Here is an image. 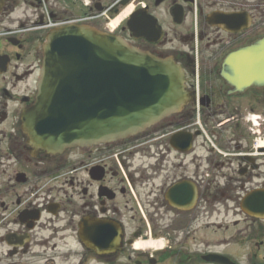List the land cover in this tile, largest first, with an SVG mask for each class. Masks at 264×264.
I'll return each mask as SVG.
<instances>
[{
	"label": "flooded vegetation",
	"instance_id": "flooded-vegetation-1",
	"mask_svg": "<svg viewBox=\"0 0 264 264\" xmlns=\"http://www.w3.org/2000/svg\"><path fill=\"white\" fill-rule=\"evenodd\" d=\"M241 1L0 0L15 29L0 38V264H264V148H253L264 124L245 120L264 88L238 91L222 76L229 53L264 35V0L238 29L236 10L252 11ZM49 20L178 65L222 154L205 148L188 105L142 133L69 150L68 180L48 181L63 170L31 154L21 114Z\"/></svg>",
	"mask_w": 264,
	"mask_h": 264
},
{
	"label": "water",
	"instance_id": "water-1",
	"mask_svg": "<svg viewBox=\"0 0 264 264\" xmlns=\"http://www.w3.org/2000/svg\"><path fill=\"white\" fill-rule=\"evenodd\" d=\"M225 61L234 74L231 85L264 86V38ZM37 88L22 113V131L31 147L49 154L138 133L190 98L171 61L78 25L47 36Z\"/></svg>",
	"mask_w": 264,
	"mask_h": 264
},
{
	"label": "rangeland",
	"instance_id": "rangeland-1",
	"mask_svg": "<svg viewBox=\"0 0 264 264\" xmlns=\"http://www.w3.org/2000/svg\"><path fill=\"white\" fill-rule=\"evenodd\" d=\"M259 111H261L262 113H264V107L262 106L260 109H259ZM206 129V132L209 134V130L207 129V128H205ZM213 140V139H212ZM214 141V140H213Z\"/></svg>",
	"mask_w": 264,
	"mask_h": 264
},
{
	"label": "bare ground",
	"instance_id": "bare-ground-1",
	"mask_svg": "<svg viewBox=\"0 0 264 264\" xmlns=\"http://www.w3.org/2000/svg\"><path fill=\"white\" fill-rule=\"evenodd\" d=\"M262 147H264V142H261V144H260Z\"/></svg>",
	"mask_w": 264,
	"mask_h": 264
}]
</instances>
